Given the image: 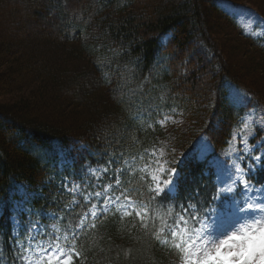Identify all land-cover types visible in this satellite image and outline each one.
<instances>
[{
    "label": "trees",
    "instance_id": "16d2710c",
    "mask_svg": "<svg viewBox=\"0 0 264 264\" xmlns=\"http://www.w3.org/2000/svg\"><path fill=\"white\" fill-rule=\"evenodd\" d=\"M27 1L39 5L32 14L42 17L41 0ZM224 1L264 18V0H58L63 12L51 23L61 31L28 50L0 44V264H14V238L23 239L27 225L47 232L56 225L62 235L91 206L65 190V178L79 182L89 177L87 168L108 167L112 159L103 180L113 183L121 166L115 157L149 151L165 135L156 121L174 112H182L187 127L168 137L183 154L169 222L186 200L198 202L205 218L224 208L223 198L213 200L219 188L210 158L228 147L241 117L264 109V36L246 34L221 10ZM14 7L7 15L22 24L18 37L24 22ZM234 89L249 94L242 105L231 102ZM202 138L211 147L204 159ZM247 176L264 185V158ZM121 180L133 199H147L139 171L125 169ZM159 210L166 214L168 203ZM92 222L95 228L80 230L82 255L74 264L180 262L177 250L156 241L134 213L125 217L111 206L94 221L89 215Z\"/></svg>",
    "mask_w": 264,
    "mask_h": 264
},
{
    "label": "snow or ice",
    "instance_id": "6c2138e0",
    "mask_svg": "<svg viewBox=\"0 0 264 264\" xmlns=\"http://www.w3.org/2000/svg\"><path fill=\"white\" fill-rule=\"evenodd\" d=\"M248 96L246 92H238L233 100L235 103H242ZM171 119L170 116L165 115L156 123L163 128ZM257 125L264 127V109L261 110L260 115H257L253 109L241 117L240 126L232 130L230 140L226 141L228 150L224 154L229 156L231 164L224 175L228 176L229 182L218 190L213 200L219 199L222 193L234 192L233 186L237 183L249 193L242 202H235V208L232 210L233 216L239 215L245 222L230 235L225 233L226 238L217 241L214 236L216 222L210 218L205 219L201 215L198 202L194 203L192 200L180 204V212L173 222H169L171 201L179 195L181 174L176 166H172L176 162L167 159L165 151L161 148L145 150L144 153L131 158H125L123 153L115 157V162L121 166L113 170L114 182L103 185L102 191L85 194L75 182L69 189L65 178V190L80 192L85 204L91 206L80 216L75 227L69 223L68 231L62 235L61 229L56 225L52 226V232H47L46 226L42 224L27 225L24 238H14L16 247L14 264H74V257L80 258L82 255L76 247L80 230L86 225L95 228L94 222L89 223V215L94 221L108 213L109 206H115L125 217L134 213L140 226L146 231L151 230V235L156 241L177 250L182 264H264V197L252 195L251 193L254 192L259 193L260 188L251 185L246 179L248 172L261 163L264 155H254L255 145L249 143ZM109 156L114 154L109 153ZM145 156L149 157L146 162ZM137 161L140 162L139 165ZM107 164L108 167H89L86 169L87 174L98 182L103 174L109 172L113 160L109 159ZM125 169H130L131 172L139 171L142 174L141 180L147 185L149 194L146 200L138 201L128 195L129 189L123 187L121 180V174ZM109 178L111 179V176ZM93 200L97 203H92ZM157 200L160 201V205H156ZM166 202L169 211L162 214L159 207L164 206ZM76 203L73 200V204ZM196 225L200 226L196 227ZM40 236L46 238L39 239Z\"/></svg>",
    "mask_w": 264,
    "mask_h": 264
},
{
    "label": "rangeland",
    "instance_id": "374dc122",
    "mask_svg": "<svg viewBox=\"0 0 264 264\" xmlns=\"http://www.w3.org/2000/svg\"><path fill=\"white\" fill-rule=\"evenodd\" d=\"M7 1L8 2L6 3V0L5 1L0 0V6L2 5L0 8V23H1L0 28L5 30L4 33L2 34L0 33V44L2 46H5L7 42L11 41V45L14 44L16 47H23L25 50H28V48L33 47V45L35 46L37 44H42L43 42L49 40L48 36H53L57 34L56 32H59V30L61 31V28L59 26L52 25L51 23L52 19L56 20L57 18H59L58 14L60 15V13L63 12L61 9L58 8L57 5L58 0H41V2L39 1V4H43V8L41 7L42 11H40L42 12L43 15L42 17H36L32 14V11L35 10L34 8L39 6L38 4L34 5L28 2L27 0H21V1L17 0L18 1L17 3L19 5H17V3H15V5L14 4L12 5L10 1L13 0H7ZM249 1L251 2L254 1L255 3L259 4L261 0H249ZM14 6L20 8V14L22 15V19L24 22L22 36H18V37L13 36V34L16 29L21 28L22 24L20 25V22H18L17 20H13L12 17H9V15H7L9 12L14 10L15 8ZM220 8L228 16L236 18L246 34L253 35V33H255V35H253L255 37L264 36V18H262L250 6H247L242 9H236L228 2L224 1L221 3ZM228 32L232 35L230 38L234 40L235 35H233L230 30ZM20 38H22L23 40L19 44L18 40ZM25 38L28 40V43L25 41ZM255 88L257 89L258 85L255 84ZM235 90L236 89L233 90L234 95L240 92L238 90L236 91ZM234 95H232V100H231L232 103H235L233 100ZM235 104L242 105L243 102L235 103ZM255 111L257 115L261 114L260 110H255ZM167 116H170L172 119L169 120L163 128H161L163 132H165V135H162V137L159 138V140L153 144L152 148L149 151L153 149L162 148L166 153V158L170 160H174L176 162L172 166L178 167L179 161L183 158V154L177 153L175 150H172L173 145L172 143H169L168 137H169V133L173 131L175 128L185 129L187 127V121L185 116L182 114V112L179 111L168 114ZM173 121H175V123H173ZM239 126L240 123L236 128H238ZM249 143L255 145V152L253 153L254 155L257 154L256 146H259L257 150L260 153L258 155L264 154V147H262V145H264V127L260 125H257L255 127L254 135L250 137ZM227 150L228 147L222 152L221 156L210 158V165H211L210 168L216 172L217 177L219 176V179H217V181L219 183L220 188L226 186L229 182L228 176L224 175V172L229 170L231 164V159L229 158V156L224 154L227 152ZM198 151L202 159L206 158L211 153V147L208 144V142L205 140V138L201 139L199 143ZM263 156L264 155H262V158ZM146 158L147 160L149 159V157L147 156ZM103 176L104 174L102 175V179H100L98 182L92 176L85 177L83 180L79 182H75V181L73 182L78 184L80 186L81 192H84L85 194L87 192L102 191L103 185L111 183L109 180H103L104 178ZM73 182L68 181L67 187L69 189L73 187ZM94 185H98V186H94ZM239 186L241 185L237 183L236 185L233 186L235 189L234 192L232 193L225 192L223 194H233L232 197H234V195L237 193ZM258 188H260L259 193L254 192L251 194L260 195L264 197V185ZM74 194L77 196H82L80 192H76ZM240 194L242 200L247 198V196L249 195V193L245 190V188L243 192H241ZM92 202L97 203V201L95 200H93ZM110 207L111 206H109V208ZM234 208H235V203L234 204L229 203L226 206L227 209L226 211L223 210L220 212H216V214L213 213L214 214L213 217L210 218L212 221L216 222V231L214 233V236L216 237L217 241L226 238L224 235L225 233L230 235L232 231L238 230L240 224L245 222L241 216L232 215V210ZM249 216H251V214H249ZM205 219H209V218H205ZM179 258H181L180 254H179ZM179 264H182V260H180Z\"/></svg>",
    "mask_w": 264,
    "mask_h": 264
},
{
    "label": "bare ground",
    "instance_id": "6f19581e",
    "mask_svg": "<svg viewBox=\"0 0 264 264\" xmlns=\"http://www.w3.org/2000/svg\"><path fill=\"white\" fill-rule=\"evenodd\" d=\"M257 155V154H256Z\"/></svg>",
    "mask_w": 264,
    "mask_h": 264
}]
</instances>
